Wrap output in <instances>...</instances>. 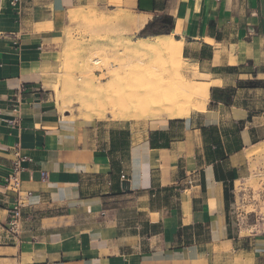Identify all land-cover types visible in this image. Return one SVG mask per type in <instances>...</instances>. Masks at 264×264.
<instances>
[{"label":"crops","instance_id":"1","mask_svg":"<svg viewBox=\"0 0 264 264\" xmlns=\"http://www.w3.org/2000/svg\"><path fill=\"white\" fill-rule=\"evenodd\" d=\"M120 1L148 17L142 28L169 22L211 103L144 130L62 110L44 66L82 0H0V264H264V211L248 222L236 196L247 151L264 146V0ZM17 146L30 196L9 238Z\"/></svg>","mask_w":264,"mask_h":264},{"label":"rangeland","instance_id":"2","mask_svg":"<svg viewBox=\"0 0 264 264\" xmlns=\"http://www.w3.org/2000/svg\"><path fill=\"white\" fill-rule=\"evenodd\" d=\"M135 18L137 13L120 0H82L65 10L63 21L55 29L59 46L44 66L46 84L55 92L62 110L80 117H99L93 99L107 88L111 87V94L131 87H156L167 79H178L175 73L178 60L165 49L142 53L133 48L139 36H145L141 34L142 25L134 27ZM180 66L188 79L192 78L197 67L187 59L182 60ZM205 78L200 73L193 79L199 81ZM242 82L247 84L257 80L247 77ZM210 100L211 97L207 105ZM154 118L168 119L166 116L138 118L142 120L141 130L146 129L147 122ZM248 153L252 168L248 178L237 182L236 196L237 207L252 223L260 219L264 211L261 194L264 191V146L249 149ZM233 200L236 205L234 197Z\"/></svg>","mask_w":264,"mask_h":264},{"label":"bare ground","instance_id":"3","mask_svg":"<svg viewBox=\"0 0 264 264\" xmlns=\"http://www.w3.org/2000/svg\"><path fill=\"white\" fill-rule=\"evenodd\" d=\"M147 20L148 17L143 15L139 19L135 18L133 25L139 28V25L144 26ZM180 28L181 22H178L177 31ZM133 48L142 53L165 49L172 58L178 60V63L175 62V64L177 63L175 73L178 79L174 81L167 79L164 83L159 82L160 84L156 87H131L111 94H109L111 87L107 88L93 99L94 104L98 107L99 117L103 118L107 113H110L113 117L120 119H138L146 116H166L178 119L188 117L194 110H206L212 83L193 79L198 74L197 67L194 68L190 79L182 73L180 63L182 60H186L183 57V38L175 37L174 33L139 36Z\"/></svg>","mask_w":264,"mask_h":264},{"label":"built area","instance_id":"4","mask_svg":"<svg viewBox=\"0 0 264 264\" xmlns=\"http://www.w3.org/2000/svg\"><path fill=\"white\" fill-rule=\"evenodd\" d=\"M17 1V0H15ZM21 102L16 99L13 108L19 111ZM15 158L12 162L10 174L5 178V185L13 193L12 206L9 209V218L7 222V231L9 238H19L23 228L24 210L28 207V198L30 192L23 189L22 174L25 170L24 162L27 157L21 154L20 147L17 146L14 151ZM122 178H126V174L122 173Z\"/></svg>","mask_w":264,"mask_h":264},{"label":"trees","instance_id":"5","mask_svg":"<svg viewBox=\"0 0 264 264\" xmlns=\"http://www.w3.org/2000/svg\"><path fill=\"white\" fill-rule=\"evenodd\" d=\"M172 31L170 29V24L168 21H165L164 18H159L153 22L148 23L144 29L141 31L142 35H152L156 33H170ZM233 179L234 176H232V180L230 183V187L226 190V198L227 200H233V193L231 192V189H233Z\"/></svg>","mask_w":264,"mask_h":264},{"label":"water","instance_id":"6","mask_svg":"<svg viewBox=\"0 0 264 264\" xmlns=\"http://www.w3.org/2000/svg\"><path fill=\"white\" fill-rule=\"evenodd\" d=\"M171 32V31H170ZM169 33V32H168ZM156 34H162V33H156Z\"/></svg>","mask_w":264,"mask_h":264}]
</instances>
